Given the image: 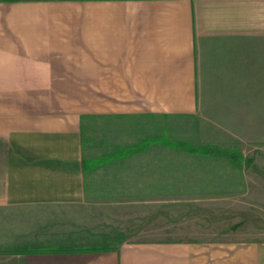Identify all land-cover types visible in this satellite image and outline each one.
Instances as JSON below:
<instances>
[{
	"label": "crops",
	"instance_id": "0c3cea01",
	"mask_svg": "<svg viewBox=\"0 0 264 264\" xmlns=\"http://www.w3.org/2000/svg\"><path fill=\"white\" fill-rule=\"evenodd\" d=\"M137 115L198 116L264 155V0H0V221L42 251L0 264H264V238L191 206L160 240L81 244L104 223L87 123Z\"/></svg>",
	"mask_w": 264,
	"mask_h": 264
},
{
	"label": "rangeland",
	"instance_id": "374dc122",
	"mask_svg": "<svg viewBox=\"0 0 264 264\" xmlns=\"http://www.w3.org/2000/svg\"><path fill=\"white\" fill-rule=\"evenodd\" d=\"M88 122L83 137L85 157H106L88 173L89 179L102 183L98 186L99 198L100 191L104 194V201L93 203L90 216L94 225H101L102 219L104 223L103 234L90 233L81 244L91 245L94 237H104L105 243L99 246L106 248L125 242L160 240L176 232L183 209L190 206L200 209L202 215L216 210L217 230L242 221V237L264 238V180L257 175V167L231 170V163L236 165L234 160L187 150L188 146L198 145L235 148L231 151L240 155V161L264 163L260 149L256 152L258 145L234 141L231 134L226 139L224 130L217 132L214 125L198 116H115ZM131 147L137 150L132 151ZM241 147L247 156L238 151ZM244 193L248 201L233 200ZM1 225L0 221V242L6 246L0 248V254L24 253H7L6 249L21 248L14 244L16 223ZM37 249L26 253L42 252Z\"/></svg>",
	"mask_w": 264,
	"mask_h": 264
},
{
	"label": "trees",
	"instance_id": "16d2710c",
	"mask_svg": "<svg viewBox=\"0 0 264 264\" xmlns=\"http://www.w3.org/2000/svg\"><path fill=\"white\" fill-rule=\"evenodd\" d=\"M184 148V147H183ZM130 150H137L136 147H131L129 148ZM186 149V148H185ZM187 150L191 153H195V154H200V155H221V156H225L230 160H234L236 163V165H239L240 163V155L236 152L233 151H226V150H222L219 147L215 146V145H198V146H188ZM106 157L102 156L99 157L97 159L91 160L88 163V167L91 168L92 166H95L97 164L103 163L105 161ZM237 161V162H236ZM33 250V251H37V248H27V247H21V248H15V249H6L8 250L7 253H16V252H26L27 250ZM91 249V248H90ZM100 249H106L105 246L100 247ZM61 251H77V250H89L88 247L84 248V249H80V248H76V247H66V248H62L59 249Z\"/></svg>",
	"mask_w": 264,
	"mask_h": 264
}]
</instances>
